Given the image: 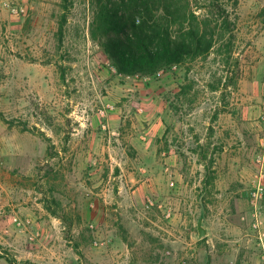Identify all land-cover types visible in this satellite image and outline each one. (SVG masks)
<instances>
[{
    "label": "rangeland",
    "instance_id": "1",
    "mask_svg": "<svg viewBox=\"0 0 264 264\" xmlns=\"http://www.w3.org/2000/svg\"><path fill=\"white\" fill-rule=\"evenodd\" d=\"M4 1L0 255L16 264H264V0H222L238 26L241 77L226 88L230 73L198 61L184 97L185 67L117 71L89 36V0L66 10L62 0H27L22 15Z\"/></svg>",
    "mask_w": 264,
    "mask_h": 264
},
{
    "label": "trees",
    "instance_id": "2",
    "mask_svg": "<svg viewBox=\"0 0 264 264\" xmlns=\"http://www.w3.org/2000/svg\"><path fill=\"white\" fill-rule=\"evenodd\" d=\"M69 2L62 0L65 10L71 5ZM89 5L92 12L89 36L102 45L113 66L123 75L154 76L174 66L185 67L188 82L181 87L180 97L186 96L196 84L189 75L198 61L218 64L219 69L230 73L224 83L226 88L241 77V60L235 53L238 26L222 0H89ZM195 6L203 12H198ZM66 21L63 14L59 26L61 38ZM219 71L213 72V79ZM223 77H218V86H211L219 89ZM46 140L50 142L51 153V139ZM121 231L128 242V231L123 226ZM0 256L9 264H16L9 252Z\"/></svg>",
    "mask_w": 264,
    "mask_h": 264
},
{
    "label": "built area",
    "instance_id": "3",
    "mask_svg": "<svg viewBox=\"0 0 264 264\" xmlns=\"http://www.w3.org/2000/svg\"><path fill=\"white\" fill-rule=\"evenodd\" d=\"M26 1L27 0H5L2 4L8 12L15 15H22L27 10ZM261 121L264 124V98L262 101Z\"/></svg>",
    "mask_w": 264,
    "mask_h": 264
},
{
    "label": "water",
    "instance_id": "4",
    "mask_svg": "<svg viewBox=\"0 0 264 264\" xmlns=\"http://www.w3.org/2000/svg\"><path fill=\"white\" fill-rule=\"evenodd\" d=\"M198 230H199V235L201 237L205 236L207 233V230L202 226V220L199 221Z\"/></svg>",
    "mask_w": 264,
    "mask_h": 264
}]
</instances>
